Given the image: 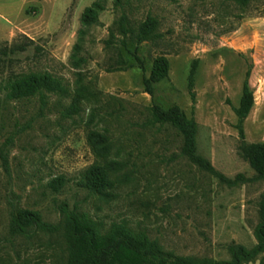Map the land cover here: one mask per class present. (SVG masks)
<instances>
[{
    "label": "rangeland",
    "instance_id": "rangeland-1",
    "mask_svg": "<svg viewBox=\"0 0 264 264\" xmlns=\"http://www.w3.org/2000/svg\"><path fill=\"white\" fill-rule=\"evenodd\" d=\"M93 1L0 0V46L23 34L36 42L1 63L0 83L13 71H48L67 89L48 93L45 103L40 96L9 101L0 94V148L12 139L9 172L0 158V264H66L63 203L106 226L126 222L180 255L222 260L232 242L252 247L264 178H255L238 153L234 109L250 69L254 105L244 130L248 142H264V0H103L100 21L86 27L76 50L81 14ZM124 13L134 27L155 17L159 37L126 44L120 34L112 37ZM161 55L170 61L169 76L148 88ZM74 102L79 112L66 116ZM154 105H179L193 116L198 152L226 176L248 179L229 185L191 162L174 126L150 122ZM92 130L111 136L107 158L92 151ZM111 161L117 164L108 195L81 185L88 166ZM57 177L65 181L60 191L49 184ZM12 204L60 228L13 236Z\"/></svg>",
    "mask_w": 264,
    "mask_h": 264
},
{
    "label": "trees",
    "instance_id": "trees-1",
    "mask_svg": "<svg viewBox=\"0 0 264 264\" xmlns=\"http://www.w3.org/2000/svg\"><path fill=\"white\" fill-rule=\"evenodd\" d=\"M121 0H117L120 2ZM248 3L251 0H238ZM105 9L103 0H94L81 14L79 40L75 45L76 50L81 49L79 43L86 33V27L100 21L99 13ZM158 20L149 15L138 26L131 25L128 16L124 13L111 28L112 37L120 34L123 43L128 39L137 42L153 40L159 37ZM24 40L16 41L11 45L0 46V65L3 61L8 62L12 57L27 51L36 42L27 35H22ZM111 41V39H109ZM39 50L40 47L36 45ZM120 69V67H116ZM195 69L193 68L189 81H194ZM170 61L166 56H158L153 62L150 78L147 80L148 88L152 83H160L168 78ZM250 69L247 71L243 84V92L240 103L235 107L237 116V128L241 141L238 146L239 155L246 160L255 171V178H264V142H248L244 130V122L254 105V93L250 82ZM5 91L7 100H19L40 96L45 103L48 93L65 94L67 91L64 80L48 71H22L10 72L3 83H0V94ZM79 112V105L72 103L66 108L65 115L72 116ZM150 122L169 123L174 126L182 136L181 152L200 169L217 176L222 182L235 185L245 182L248 178L243 173L235 177H228L219 171L212 162L198 152L197 130L198 124L193 116H188L179 106L163 108L154 105L151 110ZM12 139L0 148L2 165L9 172L8 146ZM88 142L92 151L98 158H107L112 147V139L108 131L92 130L88 134ZM117 162L101 164L99 162L88 166L81 174V185L86 189L103 196L110 193L113 182L111 172ZM54 191H60L65 185L63 177H57L50 183ZM260 221L255 226L254 235L256 244L247 247L243 244L232 242L228 245L230 257L228 259L215 260L207 257L186 256L176 254L165 249L157 239L152 238L146 231H133L126 222H112L106 226L102 221L94 219L87 213L71 208L67 203L60 206L64 216L63 230L69 245V255L66 264H248L259 260L264 264V191L260 200ZM10 234L13 236H29L36 229L55 231L60 224H51L44 221L38 211L20 209L12 204L10 212Z\"/></svg>",
    "mask_w": 264,
    "mask_h": 264
},
{
    "label": "crops",
    "instance_id": "crops-1",
    "mask_svg": "<svg viewBox=\"0 0 264 264\" xmlns=\"http://www.w3.org/2000/svg\"><path fill=\"white\" fill-rule=\"evenodd\" d=\"M248 264H259V260L256 261V262H250V263H248Z\"/></svg>",
    "mask_w": 264,
    "mask_h": 264
}]
</instances>
